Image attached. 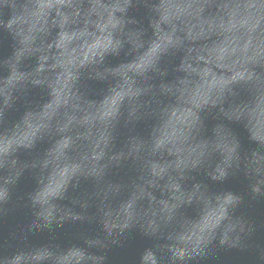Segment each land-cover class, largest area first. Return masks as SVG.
<instances>
[{
	"label": "clouds",
	"instance_id": "9594fccd",
	"mask_svg": "<svg viewBox=\"0 0 264 264\" xmlns=\"http://www.w3.org/2000/svg\"><path fill=\"white\" fill-rule=\"evenodd\" d=\"M4 34L0 215L23 164L29 207L67 201L84 214L73 222L101 231L28 225L0 239V264H107L133 231L151 241L139 264H201L213 250L264 264L256 225L239 213L264 199V0H0ZM52 174L60 190L34 199ZM239 176L243 194L210 187Z\"/></svg>",
	"mask_w": 264,
	"mask_h": 264
},
{
	"label": "water",
	"instance_id": "95a60500",
	"mask_svg": "<svg viewBox=\"0 0 264 264\" xmlns=\"http://www.w3.org/2000/svg\"><path fill=\"white\" fill-rule=\"evenodd\" d=\"M132 14L140 18L143 15V10H134ZM143 22L145 26H147V20L145 19ZM11 52V38L4 34L0 37V56L10 55ZM122 59H125L122 53L118 57L108 58L113 64L118 63ZM101 86L99 82H91V87L93 89L98 90ZM31 98L33 100H39L43 97L37 90L32 94ZM115 99L116 98H113V102H115ZM23 104V100L18 102V106L21 110ZM12 115V113H6V119H11ZM207 123L210 130L214 121L209 118ZM144 128L145 125L143 122L138 125V130H143ZM236 130L241 131L238 127ZM24 158L23 156L21 157V159ZM75 168H77V165L73 164V169ZM21 173L22 175L17 182L16 202L14 206H10L3 215H0V239L7 238L8 233L13 230L19 231L22 228L26 230L28 225L39 227L47 224L49 221L52 223H64L62 227L58 229V232L61 234L69 231H84L87 234L95 235L101 231L99 225L95 222H89L87 219L73 222L74 218L83 216L84 214L76 211L73 205L67 201H64V203L51 201L46 209H38L36 206L29 207L27 194L35 187V181L31 176L30 170H24L23 164L17 169V175ZM123 175L124 174L121 173V176ZM114 178L119 179L120 176ZM62 183V176L55 174L50 175L46 188L38 190L33 198L41 201H48L53 193L60 190ZM209 183L210 187L214 190L230 188L241 194L246 192V182L243 176L231 177L224 183ZM83 186L90 189L87 182H85ZM93 211L94 209L90 208L87 210V214L90 215ZM239 213L256 225L254 240L257 242H264V199L249 200L246 198V202L239 209ZM46 235V232H42L31 238L39 242L43 240ZM150 244L151 241L148 238L143 237L138 231H133L123 238L119 245L111 246L107 252V264H139V253L144 247ZM201 264H255V258L251 252L213 250L209 258L201 262Z\"/></svg>",
	"mask_w": 264,
	"mask_h": 264
}]
</instances>
